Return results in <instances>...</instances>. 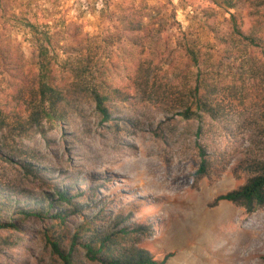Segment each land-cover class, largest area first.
<instances>
[{
    "label": "rangeland",
    "instance_id": "1",
    "mask_svg": "<svg viewBox=\"0 0 264 264\" xmlns=\"http://www.w3.org/2000/svg\"><path fill=\"white\" fill-rule=\"evenodd\" d=\"M206 1L0 0V187L19 190L8 213L17 227L0 229V264H63L51 245L58 241L65 248L74 244L81 264H100L82 248L94 231L140 228L138 248L165 264H264V208L248 213L219 201L244 186L264 162V60L261 49L222 44L232 30L231 13L247 17L246 12L218 9V22L206 33L190 21L193 7ZM142 17L162 31L167 49L158 58L149 55L147 44L138 49L129 39V22ZM25 20L57 35L53 69L65 89L73 90L75 80L86 76L90 83L129 92L128 102L116 103L111 122L104 123L95 103L83 98L60 122L45 120L29 131L16 126L13 107L28 115L18 88L28 80L21 97L30 100L38 71ZM191 35L201 38L203 68L215 79L214 102L221 111L216 119L202 114L186 120L178 113V88L185 74L198 71L187 59L180 61L183 39ZM174 49L179 51L169 59ZM87 55L94 79L88 71L84 78L69 72L68 61L86 64ZM145 57L154 61L162 87L150 81L141 101L132 80L137 60ZM155 89L167 96L163 104L148 101ZM199 148L210 167L197 180ZM24 163L39 168L44 179L28 175ZM57 184L82 195L75 199L83 205L81 213L71 206L50 207ZM18 201L49 215L21 220ZM188 203L192 210L177 208ZM63 212L61 221L56 216Z\"/></svg>",
    "mask_w": 264,
    "mask_h": 264
},
{
    "label": "trees",
    "instance_id": "2",
    "mask_svg": "<svg viewBox=\"0 0 264 264\" xmlns=\"http://www.w3.org/2000/svg\"><path fill=\"white\" fill-rule=\"evenodd\" d=\"M102 11V21L106 18V8ZM227 10H242L247 13L237 17L235 13H231L230 21L232 22V30L223 35L222 44L231 45L241 43L243 46H251L256 49H261L264 60V0H207L206 5L193 7L190 21H195L199 25L202 33H206L209 28H213L214 21L218 22V9ZM108 13V12H107ZM135 14V11L133 12ZM247 18L248 25L245 20ZM25 25L31 35L34 53L36 56V66L38 68L35 79H32V88L30 92V100L22 98V94L26 87L25 81H22L17 95L25 105L27 116L22 115L20 110H15L11 117L16 122V126L21 130H39L44 121H62L67 118L68 113H73L77 110L81 99H90L96 105V109L102 117L104 123L112 121L116 109V103L123 104L129 101L131 95L120 88L106 85L103 82L97 84L95 81L90 83L88 78L83 75L84 72L90 73L92 78H95V72L89 67L92 63V58L87 55V63L84 64L81 60L76 64L72 61L67 62L69 72L79 78L75 80L73 90H67L63 87L62 82H59L54 73V63L56 60V46L59 39L56 34L50 33L41 29L38 25L31 21L25 20ZM145 19L131 20L129 22V39L138 49H143L147 44L150 50L149 55L154 58L159 57V52L162 49H167V45L162 43L161 30L152 29L150 25L145 24ZM210 21V22H209ZM217 30H214V32ZM181 46L180 61L182 63L187 59L193 67H198L195 75L185 74V85L178 88V94L175 98L182 109L180 113L186 120H192L200 117L202 114L208 115L214 119L221 114L220 109L214 102L216 93V83L214 77L203 68L205 64V54L202 52L201 38L193 35L183 39ZM144 50V49H143ZM179 49H174L169 52L167 57L172 59L175 52ZM148 53V51H147ZM138 66L134 72L133 84L136 87L137 97L141 101L144 100L147 90L145 87L152 82L154 88H160L162 85L158 81L157 67L154 61L145 57L137 60ZM187 63V62H186ZM187 65L186 69L191 68ZM92 67V66H91ZM88 68V70H87ZM87 73V74H88ZM190 84V85H189ZM164 92L154 90L151 96H148L149 102L164 103L167 98ZM135 97V96H133ZM169 98V97H168ZM3 113V109H0ZM200 166L196 172V179L199 180L207 175L209 170V159L206 157V152L199 148ZM28 175H33L35 178L44 179L39 168H33L28 164H23ZM19 190L15 188L0 187V229L16 228L15 218L9 219L8 213L13 205L15 198L14 194ZM82 195H71L65 189L61 190L57 184L53 189V194L50 196V207L57 205L58 208L71 206L76 213H81L82 204H76L75 199ZM49 200V201H50ZM219 201L232 202L235 205L243 207L248 213H254L256 210L264 208V162H258L255 168V175L242 187L231 191L219 197ZM18 207L21 211L17 214L21 220L27 219L34 215L42 217L49 215V210H37L31 206H21L18 201ZM47 213V214H44ZM67 215L63 214L56 216L61 221ZM142 228L138 230L121 229L119 233L107 232L100 234L94 231L89 242L82 243V248L85 250L86 256L91 261H97L100 264H165V261L160 262L145 249L138 248L137 241L139 233H143ZM78 240V236H77ZM76 244V243H75ZM53 252L58 255L63 264H81V252L73 244L69 248L61 247L60 242L51 243Z\"/></svg>",
    "mask_w": 264,
    "mask_h": 264
},
{
    "label": "bare ground",
    "instance_id": "3",
    "mask_svg": "<svg viewBox=\"0 0 264 264\" xmlns=\"http://www.w3.org/2000/svg\"><path fill=\"white\" fill-rule=\"evenodd\" d=\"M169 198V197H168ZM168 198H166V195H164V197H163V199H168ZM181 200V199H180ZM178 201V200H177ZM182 202V201H181ZM184 202V201H183ZM171 204V203H170ZM192 203H188L187 205L186 204H183V205H181V206H179V207H177V208H187V209H189V208H191V210H192ZM186 209V210H187ZM178 211V210H177ZM190 214V213H189ZM183 215H184V213H183ZM192 215H193V213H192ZM181 216V215H180ZM190 216V215H189ZM223 218V217H222ZM190 219V218H189ZM191 223V222H190ZM184 227H182V229H183ZM192 228V227H191ZM186 232V231H185ZM184 233V232H183ZM175 234H177V233H175ZM188 234V233H187ZM185 235V234H184ZM176 237V236H175ZM174 237V238H175ZM180 237H182V236H180ZM180 237L178 238V239H180ZM186 238V237H185ZM185 238H184V240H185ZM183 240V241H184ZM175 241V240H174ZM186 241V240H185ZM183 243V242H182ZM180 244V243H179ZM181 247V246H180ZM189 247V246H188ZM193 247V246H192ZM187 253V252H186Z\"/></svg>",
    "mask_w": 264,
    "mask_h": 264
}]
</instances>
